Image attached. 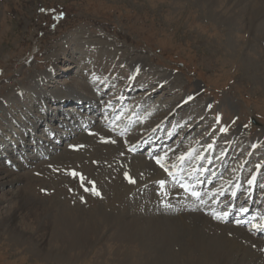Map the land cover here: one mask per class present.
Here are the masks:
<instances>
[{"label":"rangeland","instance_id":"1","mask_svg":"<svg viewBox=\"0 0 264 264\" xmlns=\"http://www.w3.org/2000/svg\"><path fill=\"white\" fill-rule=\"evenodd\" d=\"M138 58L146 68L132 74L130 64ZM92 65L99 68L95 75L91 73ZM50 68L53 74L42 85L47 91L64 85L77 89L76 83L84 82L89 93L83 89L80 92L97 100L100 113L119 105L115 97L122 92L129 100L122 116L138 104L140 109H134L142 120L136 121L129 135L119 139L141 136L163 122L159 139L154 142L160 145L173 135L168 153L165 151L168 164L173 163L175 154L190 148L201 155L202 163L208 158L207 166L211 158L203 151L213 159L228 154L223 179L239 163L241 167L235 172L245 180L255 173L257 163L264 167V136L263 145L257 149L254 142L262 134L250 122L253 117L264 124V0H0V102L20 91L28 79ZM168 75L171 82L167 87L157 83L156 78ZM114 77L117 80L111 82ZM130 78L136 85L145 86H135L127 96ZM93 80L101 81L90 85L88 82ZM71 102L55 108L52 103H42L53 117L40 116L35 128L37 141L49 139L50 124L53 134L58 135L60 127L67 132L60 135L75 133V129L66 130L67 126L62 125L66 121L59 120L65 115L67 124L75 122L73 127L79 126L77 118L71 119L74 115L92 116L79 112L86 106L78 105L82 103H74L72 110L77 108V113L71 114ZM31 110L36 112L35 108ZM7 113L0 112L4 148L11 128L21 134L14 122L3 119ZM103 117L99 114L92 118L90 129L72 135L59 149L58 138V142L56 138L49 140L51 146L37 149L13 142L15 149L2 162L27 154L30 163L12 171V175H20L15 184L0 186V264H222L209 250L185 243L187 232L183 228L182 232L175 231L183 234L179 238L158 245L163 232L181 228L172 224L175 220L164 221L163 210L152 211V202L157 205L155 194L161 190L155 180L161 176L140 151L125 157L121 140H116L112 132L114 126L108 128L104 122L102 126L108 129L101 126ZM166 119L171 129L166 128ZM175 128L178 132L173 134ZM27 134L25 139L31 136ZM100 140L109 141L119 150L107 155L94 147ZM231 144L233 152L228 153ZM17 147H26L25 154ZM51 147L56 150L47 154ZM212 166H208L212 173L209 189L224 183L220 179L212 184L220 174L215 176L218 168ZM73 171L79 175L73 176ZM125 173L135 183L129 182ZM259 173L257 182L264 188V168ZM93 188L99 195L93 193ZM254 192L257 199L251 207L256 204L257 209L262 193ZM223 196H218L219 202L225 204L228 199ZM161 204L158 208L169 210ZM157 218L159 224L153 222ZM220 230L215 234L224 231L222 234L230 235L229 230Z\"/></svg>","mask_w":264,"mask_h":264},{"label":"bare ground","instance_id":"2","mask_svg":"<svg viewBox=\"0 0 264 264\" xmlns=\"http://www.w3.org/2000/svg\"><path fill=\"white\" fill-rule=\"evenodd\" d=\"M75 48H77V47H75ZM68 54L70 55L71 53H68ZM145 68L146 67H145L143 60L141 58H138L136 60H133V62H131L129 69H130V71H132V74H134L136 72L144 70ZM98 69L99 68L97 65H92V69H91L92 72L91 73L95 75V73L97 72ZM52 74H53V71H52V68H50L47 71L41 72L37 76L31 77L30 79H28L25 82V85L23 86V88L20 91H18L16 93L12 92L13 94H10L2 102H0V112L1 111H7L8 112L3 117V119H5V121L14 122L15 125H17V127H19L20 131H21L20 135L15 134V132H13L12 134H11V132H9L8 135H10V136H7V137H8V140H10L11 142H17L18 145H22L23 147L24 146L28 147V146H30L29 143H31V141H32L33 144L31 143V146H33V147L39 146L35 142V137L38 135V134L37 135L35 134V131H37L35 128H36L37 123L40 120V116L45 115L47 118L50 117V120H52L51 118L53 117V115L49 114V112L47 111V107L43 106L42 103L44 101L48 102V103H52V108L56 107V106L54 107V105H60L61 103L66 102L67 100H73L75 103H80L81 101H83V103L85 105H87V107H91L93 105V103L96 104V101H97L96 99H92L90 97H87V96H85V93L80 92V90H82V89L85 90V92H88L90 90L87 88V84L84 82H77L76 83V85L78 86V88H77L78 90L74 86L64 85V86L56 88L52 91H47L42 85H43V83H45L46 78H50V76ZM103 78L106 79V76L104 75ZM170 79H171V75H168L166 77H162V78H158V79L156 78V81H157V83H161L162 86L165 85L167 87V84H169L171 82ZM116 80L117 79L114 77L111 82L116 81ZM100 81L101 80H96V81L93 80V81H90L88 83L90 85H94V83L99 84ZM136 83L137 82H135V81L132 82V78H130V80L126 83V88L129 87L128 92L126 93L127 96H128V94L131 95L135 86H139L141 88L143 86H145V84L140 83V84L136 85ZM153 83H155V82L154 81L148 82V84H153ZM109 86H110V84H108V87ZM120 88L121 87H119V89ZM122 90L125 91V88ZM112 93H114V91ZM116 98L119 101L118 102L119 105H114L112 108H110V110L111 109L112 110L110 113H108L107 117H105L104 124L106 126H108V128H112V126H114L112 130H115V131H112V132L123 134L135 122L134 118L136 115H135V113L129 112L127 114L126 118H124L118 122V116H119V112L121 109V105L126 102V100H124V99L127 97H125V94H123V92H122L121 94H119V93L117 94V96L115 97V100H116ZM39 101L40 102L43 101V102L39 103ZM107 104H109L108 101H107ZM107 104H106V107H107ZM32 108L36 109L35 113L32 112V110H31ZM82 110H84V109H82ZM112 112H114L115 115L113 116V118L109 119L108 117L110 116V114ZM39 113H40V115H38ZM18 114L21 117L17 119L16 115L18 116ZM0 117L2 118L1 115H0ZM80 120H81L80 122L82 123V126L80 127V129H86L87 127H89L91 121H87L86 119L83 120L82 118ZM57 123H61V122L57 121ZM162 123H160L155 128V130L152 132H149V130H147L145 132L147 134L144 137H140L138 135H132V137H129V139L128 138L123 139L121 141L122 142L121 144H122L123 149H124L125 157H129V156L133 157V155L131 153L127 152L128 149L131 152H132V150L135 149L137 151L136 153H138L140 147L148 145L149 149L146 150L145 156L148 158L152 157L153 159H159L164 166V169H161L155 165L152 166L154 169V172L157 173V176H161V173L163 172V170L169 171L170 176L174 175L175 179H183V181H186L187 184H190L191 186H193L195 188L201 187L202 193H203V195L201 197V202H203V201H208V202L204 206L201 203L202 206L198 205L199 206L198 209H195V210L187 209V207L181 203L177 204V205L182 207V209H184V210H177L176 208H170L168 211H166L165 208H158V209L163 210L162 215H164L163 217L166 218V220H164V221H167L170 218L172 221L173 220L176 221V222H173L172 224L175 223L177 225L176 227H178V226L181 227L180 229H175L174 231H171L172 233H169L170 230L168 231L166 229L167 230L166 234L163 232V234H161L162 236L159 235L161 237V239L158 240L159 242L157 241L158 245L165 246L166 242H168L169 240L173 241L175 238L177 239L181 235H183V234H180V235L175 234L176 230L178 231V233L182 232V231H184V232L186 231L187 236L184 233L185 236L183 238V241L185 243H188L190 245L196 244V246H198L200 249L209 250L210 251L209 254L211 256H213L214 258L216 257V259L218 261H220L222 264H264V243H262V241L261 242L257 241V238L255 237V235H251L249 233H246L247 235L244 234L241 231L243 229L242 227L222 225L221 216H219L220 221L219 220L217 221L216 217L213 218L212 214L209 215V212L210 213L216 212L222 206H226V209L223 210V212H225V211L231 212L233 210H236L235 213L239 214L241 211H244L246 213V215L242 218H246V217H251V219L254 218L252 226L258 225L260 222L257 220V218H259L261 216V214L264 213V188L260 187L257 180H258V176L260 175L259 170L260 171L263 170L264 167L262 168L260 166L261 164L257 163L255 166V169H254L255 173L257 172L256 175L254 173V174H252V176H250L249 178H246V180H245L242 178L241 174H239V173L236 174V172H235V171H238V169L241 167L240 163H239L237 165V167L235 168L236 170L233 171L232 174L228 178L226 177V179H223V181H224L223 184L216 186L215 188L209 189L208 187H209V182L212 180V176H211L212 173H211V171H210L211 174L209 173L208 166L213 164L212 169L214 166H215V168H218V172H216V175H215V176H218V173L221 172V170L227 164V157L229 155L224 154V156H223V153H222L220 155V157H218L217 159H210L209 165L207 166L206 162H207L208 158H207L206 162L202 163L200 154L196 153V154L192 155L191 151H188V152H184L183 154H175L174 157H176V158H175V160L173 159L174 160L173 163L168 164L169 163L167 161L168 159L166 160L167 153L165 151L164 152L161 151V153H159V150L162 148V144L158 145L156 143L157 141L154 142L155 139H159V136L161 134L160 130L163 127ZM50 125L51 126L49 129V134H52V136H51L52 139L56 138V140H57V136H59V135H57L55 133L53 134V125L52 124H50ZM257 129H258L257 131L260 132L262 135H260L258 140L256 142H254V145L257 149H259L260 148L259 146L263 145L262 139L264 136V128L258 127ZM169 131H167V132H169ZM28 132H30L32 135L29 137V139H25L24 137L27 135ZM239 132L241 133L240 129H239ZM137 133H134V134H137ZM13 135H14V137H13ZM156 136L158 138H155ZM57 142H58V140H57ZM108 142L100 140V142L97 145H95L94 147H97L99 150L101 148L104 152L106 151L107 155H111L113 153L115 154V152L117 153L118 147L116 145H111L112 143H110V142L108 143ZM115 142L117 143V141H115ZM1 143L2 142L0 140V147H1ZM116 143H113V144H116ZM12 145L13 146L8 151L6 149L2 150L0 148V186H4V185L11 186L12 184H15V182L18 179H20V175H12L13 174L12 171L18 170L23 165L27 164L26 160L28 158V155H25L26 157H21L19 160L13 159L11 161L12 168L7 169V167L1 166V164L3 163L2 159L6 158L8 156L7 153H9L15 149V147H14L15 145L14 144H12ZM229 147H230V149H228L227 152L228 153L233 152V149H232L233 145L231 144ZM95 150H97V149L95 148ZM224 151H226V150L224 149ZM221 156H223L222 159H221ZM189 160H192V161H191V163H189L188 167L185 168V166H186V164H188ZM184 169H185V173L183 172ZM16 172H18V171H16ZM179 173H181V174L179 175ZM250 180L253 181L251 184H249ZM166 183H167V180H166ZM165 185L167 187V190H165V191L167 194L166 199L168 200V202L161 204L162 207H164L165 204H167V203H169L171 205L172 202L176 203L182 199V196L179 199L172 198V202H171V197L168 196V194H170L172 186H168L167 184H165ZM253 190H259V192L262 193L261 200L259 202L260 205L257 204V205H259V206H257V209H256V206H255V208L251 207L252 201H250V199H251ZM174 192L178 193L176 190H174ZM241 192H243V194H246V196H247L246 199L248 200L247 203L244 204V206H241L240 204L238 205V203H235V199H234ZM223 194L227 197L228 201H226V202H228L229 204H223L222 202H219L220 198L218 196L224 197ZM258 199H260V198H258ZM248 202H250L249 203L250 206L248 205ZM200 209H205V211L202 212ZM159 219L162 220L161 218H159ZM155 220L156 221L153 220V222H155V224L160 223V221H158V218ZM13 222H15V221H13ZM213 222H216V225H213ZM159 226H161V225H159ZM182 228H183V230L180 231ZM154 229H155V227H154ZM219 229H221L222 231L223 230H229L230 235L226 236V235L222 234L224 231L222 232L221 230H220V232H222L221 235H220V233H219V235H216L215 233L217 231H219ZM241 238H243V239L245 238L244 243L239 242V239H241Z\"/></svg>","mask_w":264,"mask_h":264},{"label":"snow or ice","instance_id":"3","mask_svg":"<svg viewBox=\"0 0 264 264\" xmlns=\"http://www.w3.org/2000/svg\"><path fill=\"white\" fill-rule=\"evenodd\" d=\"M190 99H191V97H190ZM221 131H227V129H226V128H222ZM112 142L115 143V141H112ZM181 159H182V158H181ZM157 163H160V160H159V159L157 160ZM161 167H163L162 164H161ZM72 175H73V176H77V175H79V174L76 173L75 171H73V172H72ZM125 177L129 179V182H131V183H135V181H134L130 176H128L127 173H125ZM252 182H253V181L250 180V181H249V184H251ZM160 184L163 185V184H164V181H160ZM92 191H93V193H94L95 195H99V192H98L95 188H93ZM217 218H220V217H217ZM258 227H261V226L258 225Z\"/></svg>","mask_w":264,"mask_h":264},{"label":"water","instance_id":"4","mask_svg":"<svg viewBox=\"0 0 264 264\" xmlns=\"http://www.w3.org/2000/svg\"><path fill=\"white\" fill-rule=\"evenodd\" d=\"M251 122H252V124L255 125V126L263 127V128H264V124L258 122V121H257L255 118H253V117L251 118Z\"/></svg>","mask_w":264,"mask_h":264}]
</instances>
